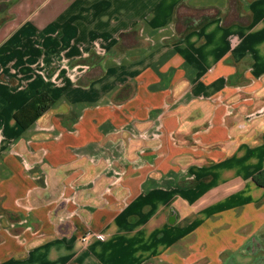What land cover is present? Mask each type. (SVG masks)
Segmentation results:
<instances>
[{
	"label": "crops",
	"instance_id": "obj_1",
	"mask_svg": "<svg viewBox=\"0 0 264 264\" xmlns=\"http://www.w3.org/2000/svg\"><path fill=\"white\" fill-rule=\"evenodd\" d=\"M187 88L243 91L239 112L264 109V0H0V264L264 261V116L234 131L242 118L221 107L196 134L206 151L170 184L146 186L151 168L114 150L108 130L124 122L155 126L173 109L164 125L179 127ZM40 93L53 104L24 129L15 114ZM112 156L127 192L105 203L94 180Z\"/></svg>",
	"mask_w": 264,
	"mask_h": 264
},
{
	"label": "rangeland",
	"instance_id": "obj_2",
	"mask_svg": "<svg viewBox=\"0 0 264 264\" xmlns=\"http://www.w3.org/2000/svg\"><path fill=\"white\" fill-rule=\"evenodd\" d=\"M152 40L153 38L151 39V42ZM119 58V56L116 57L117 62H119ZM86 69L88 70V68ZM234 71L238 72V69H235ZM231 82L232 83H229L230 86L237 88V82L232 80ZM184 90L185 89H183V93L181 94V96H177L173 101L176 103L175 108H178L177 110H181L180 113L182 114L180 125L176 129L171 128L169 130L168 128L166 129L164 125L165 116H170V114L174 111L172 109L173 102H169L167 103L166 107L171 108L172 111L168 113H160L159 122L155 126L150 123L139 121L138 125L133 128H129L128 126L133 125V123L127 124V122H124L122 125H119L118 127H111L108 130V134L113 136V139L116 140V142L119 141L117 144H113L114 150L117 149V151L121 154L123 152H129V156L127 154V157L132 158V160L128 159L127 165H130L132 163L135 171L141 170L143 163L151 168L149 176L145 177L144 183L146 186L148 182L150 184L149 186L151 187L161 183L170 184L172 182L180 180V178L187 172L191 163L195 162L197 158L196 153L201 150L206 151V145L202 143L201 138H196L197 132L204 131V129L206 128L205 126L211 125L213 115L216 114L217 110H220L221 107H224V113L227 114V116L235 115V117L242 118V121L240 123L241 126H238V124L236 123V127H232V130L234 131H236L237 129L242 131L247 130V128L245 127L246 125L251 126L256 122L258 123L260 118H264V109L255 111L251 108L247 113L239 112L240 110L244 109V102L239 103L240 105L238 104V100L245 99V97H242V95L244 96L245 94L243 91H236L233 95L227 97L223 96L221 94V91L219 90L215 91L216 93H214L213 95H209L207 97L204 94L200 93L198 95H193V93H191L193 92V90L189 92L188 88L187 90ZM187 92L191 94H186ZM107 104H109V106L111 107L116 106L114 103H111V101ZM180 104L181 106L179 107ZM82 114V112L77 113L75 119H80ZM144 123H146V127L143 126ZM53 130L54 129L46 127V125L39 126L37 128L38 132L47 135H49V131L53 132ZM164 132L167 136H170L175 141V143H159V140L161 139ZM56 135L60 134L58 133ZM179 136H181V138H179ZM179 140H181V142L183 143H179ZM178 146L181 147L183 153L179 154L175 158H171L170 154L172 152V149ZM163 147L165 148V153L161 152ZM149 152L150 158L147 159ZM158 152L162 154L163 158H158ZM44 153L45 149H41L36 153L38 156L40 155L39 159L37 160V163L40 166L45 164L43 158ZM165 157L166 159H164ZM165 161L167 163V166H170V169L166 172V176H164L163 170L160 169L161 163L163 164ZM105 162V164H100L102 175L96 176V179L94 181L98 180V182L95 184H101V197L102 200L104 202L106 201L105 203H107L111 199V197H116L123 192H127L123 188V181L125 179L124 174L127 165L125 164V160L113 159V156L111 159H108ZM42 175H38V177L41 178L42 176V178H44V180L46 181L45 174L43 173ZM94 181L92 183L93 186H95ZM128 194L129 192L125 193L124 197L122 198L123 202L125 201V199H127ZM119 203H122V200H120ZM261 242L264 244V240ZM258 257L260 256L256 254L254 256H250V261L254 264L263 263L264 261L259 260ZM243 259L244 257L240 256L239 253H237L233 255L231 260L234 261V264H245ZM229 260L230 259L226 260L225 264H229Z\"/></svg>",
	"mask_w": 264,
	"mask_h": 264
},
{
	"label": "trees",
	"instance_id": "obj_3",
	"mask_svg": "<svg viewBox=\"0 0 264 264\" xmlns=\"http://www.w3.org/2000/svg\"><path fill=\"white\" fill-rule=\"evenodd\" d=\"M53 100L46 93L36 95L29 103L22 107L16 114V120L24 129L42 116L52 106ZM255 181L264 186V171L255 176Z\"/></svg>",
	"mask_w": 264,
	"mask_h": 264
},
{
	"label": "built area",
	"instance_id": "obj_4",
	"mask_svg": "<svg viewBox=\"0 0 264 264\" xmlns=\"http://www.w3.org/2000/svg\"><path fill=\"white\" fill-rule=\"evenodd\" d=\"M92 236V233H87L85 236H83V238H82V241L84 242V243H87L88 241H89V239H90V237ZM102 240H105V237L104 236H101L100 237Z\"/></svg>",
	"mask_w": 264,
	"mask_h": 264
}]
</instances>
